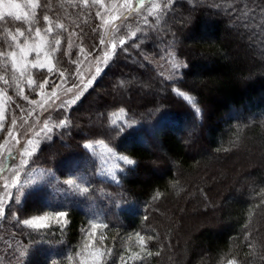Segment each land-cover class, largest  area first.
<instances>
[{
  "label": "trees",
  "instance_id": "obj_1",
  "mask_svg": "<svg viewBox=\"0 0 264 264\" xmlns=\"http://www.w3.org/2000/svg\"><path fill=\"white\" fill-rule=\"evenodd\" d=\"M153 2L148 0L142 10L146 13ZM16 3L23 10L29 8V0ZM35 3L38 7L28 12L36 14L38 23L33 28L41 29L53 68L49 72L45 66H30L21 74L11 58L0 56V93L6 100L0 142L12 119L27 116L29 103L45 92L39 88L44 79H57L60 72L72 74L65 60L63 34L76 37L90 50L95 48L96 34H91L89 23L77 24L76 14L93 19L95 12L90 14L89 8H96L97 3ZM60 5L72 17L61 15ZM170 9L174 11L155 19L151 16L147 23L138 15L122 16L126 28L117 36H126L125 43L117 47L103 74L82 98L67 107L63 102L72 99H63L49 115L47 136L26 165L27 173L34 171L32 178L11 197L0 220V264H264V0H174ZM242 14L246 19L240 23ZM44 15L53 25L50 33L45 32ZM27 28L23 16L20 20L7 14L0 18V52L13 50L9 44L14 35L27 45L39 44L35 31L28 38ZM56 38L60 44L52 51ZM158 43L165 46L163 51ZM169 58L188 65L181 69L176 84L162 70L169 69ZM152 75L156 85L150 84L153 91H146L154 92L150 98L133 81L147 86ZM171 85L190 97L195 107L175 94ZM93 96L95 102L87 106ZM90 117H99L101 126H90L86 120ZM62 119L70 125L67 131L56 127ZM58 133L65 134L58 138ZM86 143H101L134 164H120L115 173L119 183L102 174L92 177L87 199L78 190L65 196L56 189L68 187L66 180L81 184L93 170L101 173L99 159L83 147ZM254 156L259 157L258 163L239 173L240 186L224 187V182L215 184L206 177L192 185L200 170L215 165L225 178L236 163ZM46 181L53 185L46 186ZM190 186L199 195L195 203L207 201V192L219 196L216 216L211 215L210 223L171 255L174 252L166 245L175 230L164 229L156 211L176 204ZM204 207V212L197 208L194 214L206 216ZM56 210L66 211L65 223L34 229L18 222ZM93 225L101 238L89 241L85 230ZM25 250L27 254L20 257Z\"/></svg>",
  "mask_w": 264,
  "mask_h": 264
},
{
  "label": "rangeland",
  "instance_id": "obj_2",
  "mask_svg": "<svg viewBox=\"0 0 264 264\" xmlns=\"http://www.w3.org/2000/svg\"><path fill=\"white\" fill-rule=\"evenodd\" d=\"M151 0H149L150 2ZM174 1V0H173ZM202 1V0H200ZM124 0H99L97 3L96 8H89L90 14L91 10L94 11L93 19L90 20L87 15V19H85V16L83 14H76V18L79 19V22L81 24L89 23V27L91 29V34H96L97 39L95 38V48L90 50V46L86 44H81L79 41H76V37H71L69 34H63L66 39L64 50L66 55V62L68 63L72 74H66L64 72V77L59 81H57L56 85L54 86V82L57 79H54L52 81H49V79H44L43 82L39 85L40 90L45 88V92L41 93L39 98L29 103L30 104V110L29 114L27 116H23L22 114L18 117H14L12 119L11 127L9 128V131L6 134V138L0 142V198L3 199V209L4 212L2 215H0V220L4 216L5 208L8 205L9 200L11 197L15 194V192H22L23 188L26 187L27 183L29 184L30 179L32 178V172L26 171V164L22 166L21 169H19V180L18 182L13 185L10 182L11 179H13V173L16 172L18 169L16 165L20 163L21 155L23 156V159L28 162V159L32 157L38 151L39 147L42 144V139L47 136L48 130H47V123L49 115L53 114V112L58 108V106L61 104L63 99H72L69 101L76 102L84 94L91 88V86L99 79L100 75L103 74L106 66L109 64L110 60L115 55V51L119 44L118 38L121 37L117 36L118 33L124 28L125 26L122 25L121 20H123L122 16H125V9L122 7ZM148 2V0H144L143 6ZM153 3L159 4L161 7L159 9H148L146 13L142 10L143 6H141L140 0H132L133 4V11L131 13L127 14L128 16L140 17V21H144V18L147 17V20L149 17L155 19L158 15H161L163 12H165V9L163 8V5L168 3V0H154ZM113 5L116 6L115 11H113ZM29 8H21L22 12H28L31 11L33 8L31 4L29 3ZM58 11L61 12V15L65 16V18L68 19V17H72L70 15L69 10L65 8L64 6H58ZM149 12H151V15H149ZM99 13L100 15H97ZM136 14V15H135ZM22 15V13H21ZM240 23L245 21V16L243 14L240 16ZM121 24H120V22ZM119 22V24H118ZM238 22V21H237ZM91 23H93L91 28ZM186 23V22H185ZM188 23V19H187ZM130 26V25H129ZM126 28V27H125ZM94 30V31H93ZM115 32V38L110 39V34L112 32ZM264 36V35H263ZM63 37V39H64ZM101 39L105 41V44H100ZM116 44L115 50L113 49L112 45ZM37 45V44H36ZM63 45V44H62ZM28 46L35 47L34 45L28 44ZM98 46V47H97ZM111 54L107 58L106 64H101V72L99 74L95 73V68L97 66V57H100V49H105ZM158 48L163 51L165 48L164 45L161 43H158ZM259 50H263L260 47H258ZM166 52V51H165ZM170 54V53H169ZM51 53L46 49V46L44 45L40 51H39V57L37 59V52L36 51H29L26 59L23 63H25L27 66L23 68V70H26L31 68L30 66H37L38 68H41L42 66H45L49 69L52 67V61L50 57ZM171 55V54H170ZM260 58V57H259ZM102 59V57H101ZM263 59V58H262ZM73 60V61H71ZM168 61L170 62L169 69L165 70L166 67H163L162 70L165 72L166 76L169 79H172L171 84H176L178 80H180V77L174 73V68L172 67L174 63L176 62L173 58H169ZM34 66V67H35ZM139 66V63L136 64V67ZM160 66V65H158ZM163 66V65H162ZM18 70L21 71L19 65L16 66ZM161 67V66H160ZM176 71V70H175ZM181 71V69L179 70ZM175 74L173 76H170V74ZM78 73V74H77ZM149 75V74H148ZM94 76V79L92 78ZM144 78L147 75H143ZM150 77L149 83L147 86L140 83V81L134 80L133 83L138 82L139 84L135 86L138 87V91L140 90L141 93L146 94L148 97H152L154 92L147 93L146 91H153L152 86L153 84V75ZM91 80V83H87V81ZM73 81L76 82L79 87L73 86ZM87 83V87H84V84ZM152 86H151V85ZM50 86V87H49ZM172 86V85H171ZM80 87H84L83 92H80ZM161 87V86H159ZM71 89V91H67V89ZM50 89V91H49ZM114 89V88H113ZM172 91L177 94L178 96L182 97L187 103L193 104V100L188 97L187 95L183 94L182 92L178 91L176 86H172ZM159 92V91H158ZM79 93V98H76L77 94ZM157 93V91H156ZM119 98H127V95L124 94V96H120L117 94ZM8 98V96H7ZM11 100V98L9 99ZM96 97L93 96L92 99L90 98L87 102L91 106V102H95ZM74 102L70 104H74ZM14 104H18L17 102H14ZM6 106V100L3 96V94L0 93V131L2 130L1 124L4 120V113ZM85 109L86 106H83ZM100 118L97 119H86L91 126L93 124L96 127H100ZM188 132V131H186ZM11 133V135L9 134ZM44 138V139H45ZM191 142L192 137L188 135L187 137ZM195 138V137H194ZM195 140V139H194ZM31 141V143H29ZM47 141V140H46ZM90 144L91 147L88 148L89 151H92L100 162V168L102 176H105L109 179H111V175L115 174L116 171L120 168V164L124 163V160L117 156L114 152L110 151L106 148L105 145L101 143H87ZM157 151L156 154L159 153L158 147L155 148ZM255 151H258L255 149ZM241 152V151H240ZM9 153H12L15 159L10 158ZM195 154V152L193 153ZM259 157L254 156L251 157V159H244L240 162L236 163L233 169L229 171L230 174H228L225 178H222L219 174L218 168L214 165L206 171H199L196 173V175L192 178V185L201 183L202 179L204 177L207 178V180L214 179V183L221 181L220 183L224 182V187H227L228 185H236L240 186L239 183H237V178L239 177V173H242L243 171H248L251 168H255L256 164L258 163ZM159 170V169H158ZM241 170V172H240ZM160 173V170L158 171ZM205 178V180H206ZM191 181V179H189ZM9 183V187L6 189L4 188V184ZM174 187V191H176ZM199 193V191H198ZM186 196H182L181 198L176 200V204H171L168 206H161L158 212L159 216L163 220V228L169 229L170 227H173L175 230L174 235L171 237V241L169 244H167V247H171V251L174 253L171 255L176 254L177 252L181 251L186 244L191 239V236L198 230H200L201 227L205 226V224L210 223L211 215L215 218L216 215H213V213H216L217 204L219 201L218 198H214L210 193L207 192V201L202 199L201 204L195 203V199H197L198 194L195 193V188L193 189L192 186L189 187L188 191L185 192ZM200 204V206H199ZM204 206H207V212L208 214L206 216H199L198 214H194V210L199 208L204 212ZM196 216V217H195ZM38 217V216H34ZM34 217H31L29 219H33ZM39 217H49L45 221V226L48 227L52 224H63L65 223L66 219L65 217L58 220L51 216L50 213L39 215ZM41 227V228H44ZM162 228V230H163ZM39 229V228H36ZM86 238H88L89 241H92L93 238H98L101 236L99 235L97 231V227H87L85 230ZM171 245V246H170ZM168 264H174L172 261Z\"/></svg>",
  "mask_w": 264,
  "mask_h": 264
},
{
  "label": "snow or ice",
  "instance_id": "obj_3",
  "mask_svg": "<svg viewBox=\"0 0 264 264\" xmlns=\"http://www.w3.org/2000/svg\"><path fill=\"white\" fill-rule=\"evenodd\" d=\"M93 2L98 3L99 0H93ZM189 2L191 3V0H189ZM29 3L31 4L33 9L38 7V5L35 3V0H29ZM85 3H87V0H85ZM140 3H141V6H143L144 0H140ZM172 3H173V0H168V3L163 5L165 12H167L168 10L174 11V9H170V6L172 5ZM122 7L125 9L124 18L127 19V14L131 13L133 11L132 0H124ZM150 7L152 9H159L161 6L159 4L152 3L150 5ZM115 9H116V6L113 5V11H115ZM21 13H22L23 19L28 22V28L26 29V31L28 32V38H31L32 31H35L36 37L39 39L40 42H39V44L35 45V47L33 48V47L28 46L26 44V40L25 41H19V40H17L16 36L14 35V36H12V43L9 44V49H13V50L0 52V56L4 57L5 59L11 58L13 67H16L17 65H19L20 69L23 70V68H25L27 66L23 62L25 61L28 52L29 51H36L37 52V59H38L39 51L45 45L46 41H45L44 37H42L40 35L41 29L39 27L33 28V24L38 23V21L36 20V14L34 11L33 12H22L21 5L19 3H16V0H0V18H3L5 16V14H7V16H10V17L14 16L15 19L20 20L22 18ZM97 15H100V14L97 13ZM149 15H151V12H149ZM29 17H31V19H29ZM43 20L47 24V27L45 28V32L50 33L52 31V27H53L52 22L49 20V17L47 15L43 16ZM144 22L145 23L148 22L147 17L144 18ZM157 23H159V18H157ZM59 27L62 28L63 25H59ZM137 31H139V29H137ZM16 32L20 36H24V32L20 31V29H16ZM131 34L133 36H135L136 32H132ZM172 35H173V40H174L175 34L173 33ZM109 38L110 39L115 38V32L114 31L110 34ZM125 39H126V36L119 37L118 38L119 44L123 45L125 43ZM59 44H60V40L58 38H56L54 40V43L51 45V50L55 51L56 46ZM100 44H102V45L105 44V41L103 39H101ZM112 47L115 50L116 44H113ZM110 55L111 54L106 50V48L100 49V57H97V66L95 68L96 74H99L101 72L102 68L100 65L106 64L107 58ZM101 57H102V59H101ZM33 66H35V64ZM172 67L176 70V74L179 75L180 74L179 70L182 68H187L188 65L186 63L180 62V63H174ZM48 71L51 72L52 69L49 67ZM21 74H23V71H21ZM59 77L62 79L64 77V73L60 72ZM92 78L94 79V76ZM87 83H91V80L87 81ZM87 83L84 84V87H87ZM54 86H55V82H54ZM73 86L79 87V85H77L75 81H73ZM117 86L119 87L120 85H117ZM84 87H80L81 93L83 92ZM67 91L70 92L71 89L69 88V89H67ZM76 98H79V93L77 94ZM72 102H74V101H65L63 103H64V106L67 107L68 104L72 103ZM193 107H195V104H193ZM199 111H200V109L196 108L197 114H199ZM13 123H14V121H13ZM131 123L135 124L136 121L133 120ZM56 127L57 128H65L66 131L68 129H70V125H67L66 120H63V119L59 121V123L56 125ZM123 130L124 129L121 128L119 131H123ZM9 134L11 135V133H9ZM64 134L65 133H58L57 136H58V138H60ZM82 139H87V137H82ZM29 143H31V141H29ZM83 147L85 149H88L91 147V145L86 143V144H84ZM9 156H10V158H13V159L16 158L13 156L12 153H9ZM122 159L124 160V163L127 165H133L134 164V161L131 159H128L127 157H123ZM26 163H27V161L24 160L23 156L21 155L20 163L18 165H16L18 170L13 173L14 178L11 179L9 183L15 185L18 182V180H19V169H21L22 166ZM69 163H71V162H69ZM98 174H102V173H97L95 170H93L87 179L82 180L81 184H77L75 182V180H73V179L66 180L65 183L68 185V187L63 188V189H56V191L61 192L65 196H71V195L75 194L76 190H78V194L85 196V198L87 199L88 197L86 194L89 193V190L91 188H93L92 177H94ZM111 179L113 181H115L116 183H119V179L117 178V176L115 174L111 175ZM9 183H5L4 188L7 189L9 187ZM56 183H58V181H56ZM45 185L46 186H52L53 181H46ZM82 185H86V186H82ZM100 191H102V190H100ZM16 203L19 204V199H17ZM2 205H3V199L0 198V215H2L4 212ZM21 212L23 214V209H21ZM51 216L60 220L66 216V211L65 210H56V211L51 213ZM48 218L49 217H39L38 216V217H34L33 219H23V220L18 221V222L22 223L23 225H26V226H29V227L35 229V228L44 227L45 221ZM145 219H147V217H145ZM93 227L95 228V227H97V225H93ZM141 243H143L142 237H141ZM26 254H27L26 250L21 251L20 257H24ZM53 264H55V261H53Z\"/></svg>",
  "mask_w": 264,
  "mask_h": 264
}]
</instances>
